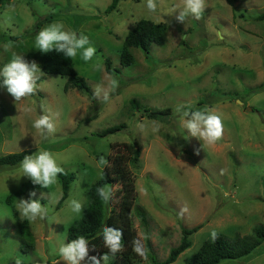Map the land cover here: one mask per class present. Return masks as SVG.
<instances>
[{
  "label": "rangeland",
  "instance_id": "374dc122",
  "mask_svg": "<svg viewBox=\"0 0 264 264\" xmlns=\"http://www.w3.org/2000/svg\"><path fill=\"white\" fill-rule=\"evenodd\" d=\"M112 2L0 0V67L13 53L35 60L28 55L38 52L36 35L46 26L62 22L66 29L87 35L96 49L89 62L79 55L73 59L77 73L86 78L92 91L98 84L106 87L112 78L119 82L108 102L73 88L67 76L43 70L37 94L17 105L6 89L0 88V156L25 149H35L34 153L47 150L75 175L60 208V177L48 189L37 185L28 190L12 207L7 199L31 180L21 177V164L0 167V264H16L18 259L21 264L61 261L57 249L61 243H70L69 228L82 218L89 206L90 187L107 165L100 163L101 157L106 160L134 139L143 147L134 173L137 206L145 211L146 222L136 211L133 220L137 235L147 237L148 256L147 260L139 256L137 264H154L151 255L159 262L166 260L180 244L183 228L197 230L191 235V247L172 264H187L186 259L211 238L213 230L234 237L264 227V0L235 5L227 0H207L203 18L188 17L185 23L177 22L171 13L181 0H163L157 13L147 10L146 0H120L118 7L108 12ZM142 19L165 22L166 41L153 44L149 52L130 48L135 62L123 66L124 40ZM41 20L45 22L37 29ZM107 58L112 61L113 73L106 69ZM96 64L102 65V70L97 71ZM180 105L192 111L215 108L223 120V139L208 146L191 137L180 126L176 112ZM42 106L59 114L57 131L47 140L32 127L33 120L43 114ZM168 107L171 113L158 118L150 117L146 110ZM26 108L32 111L26 112ZM137 122L145 123L144 131L137 129ZM153 122L160 126L157 133L151 130ZM121 124L125 127L119 132L98 135ZM109 188L113 199L106 209L111 212L116 187ZM32 191L37 193L35 199L48 206L49 218L29 222L35 248L25 252L17 204ZM70 199L83 204L80 213L72 211ZM184 207L187 212L181 216ZM115 261L120 264L118 256L110 264ZM222 264H264V244L250 256Z\"/></svg>",
  "mask_w": 264,
  "mask_h": 264
},
{
  "label": "trees",
  "instance_id": "16d2710c",
  "mask_svg": "<svg viewBox=\"0 0 264 264\" xmlns=\"http://www.w3.org/2000/svg\"><path fill=\"white\" fill-rule=\"evenodd\" d=\"M246 0H227L231 5H235ZM120 0H113L107 11L115 10ZM51 19L53 16L50 17ZM48 22L49 20L46 19ZM52 21V20H51ZM44 20L37 23L36 28L39 29ZM168 25L165 22H155L148 19L140 20L136 26L129 31L125 40L121 54V62L123 66H130L135 62V56L130 48H142L149 52L153 44H163L166 41V31ZM30 59L39 61L42 70L46 74H57L69 77V83L73 88L83 90L90 98L94 99L93 91L85 77L79 75L75 69L73 59L63 56L55 50L47 54L33 52L28 55ZM106 69L109 73H113L112 61L106 59ZM132 104L138 107L136 99H132ZM152 118H158L161 115L170 114L171 109L153 108L146 109ZM125 127L124 124L111 126L104 131L98 133L100 137L121 131ZM142 143L138 139H134L130 143L120 146L113 155L109 156L107 165L102 171L100 179L95 182L89 191V206L83 214L82 218L69 228L68 240L85 236L90 241V246L96 248L90 255L104 254L108 250L103 246L101 232L103 227L108 225L122 230L125 251L118 253L116 256L120 258V264H137L139 256L132 250V240L137 237L134 227V211L137 212L143 222H146L145 211L137 206V189L134 169L139 166L142 156ZM35 149H25L20 152L9 153L0 156V167L10 166L16 167L21 164L25 155H31ZM62 182L63 195L58 202L60 208L69 196L72 182L75 175L66 171V175L59 176ZM264 185V178H263ZM37 185L32 182L26 183L21 190L14 192L7 199L10 206L16 198L27 193ZM101 186L116 187V204L111 212L106 209V202L102 201L97 193V188ZM115 202V201H114ZM14 209V208H13ZM17 214L16 211H14ZM21 249L25 252L34 250L35 238L30 228L29 221L24 219L19 224ZM197 228H183V237L180 244L174 247L166 260L159 262L155 255H151L154 264H172L177 261L179 256L189 249L192 245L191 235L195 233ZM264 244V227L256 226L251 234L229 237L222 233H218V239L212 238L206 240L198 251L186 259L187 264H222L230 260H238L246 256L252 255ZM13 264V262H12ZM30 264H54L53 261L33 262ZM84 264V262H83ZM113 264H118L116 261Z\"/></svg>",
  "mask_w": 264,
  "mask_h": 264
},
{
  "label": "clouds",
  "instance_id": "9594fccd",
  "mask_svg": "<svg viewBox=\"0 0 264 264\" xmlns=\"http://www.w3.org/2000/svg\"><path fill=\"white\" fill-rule=\"evenodd\" d=\"M162 5L163 0H159V3L158 0H146V7L150 13H157ZM207 7V0H181V5L174 6L171 13L174 14L177 22L185 23L188 17H193L196 20L202 19ZM35 49L44 54L55 50L69 59H75L79 55L85 62L91 61L96 54V49L91 46L87 35L83 32L78 33L75 30L66 29L62 22H54L43 28L35 37ZM94 67L97 71L102 70L100 64H96ZM43 74L41 66L35 60L28 61L24 55L13 53L9 62L0 67V88L6 89L17 105L37 94L38 81ZM118 87V80L112 78L106 87L98 84L93 89V96L97 99L102 98L103 102H108L110 92L115 91ZM25 111L30 113L32 109L26 108ZM42 112L43 114L33 120L32 127L42 139L47 140L57 131L55 119L59 114L51 113L43 106ZM176 112L179 114L180 126L187 130L191 137L202 141L203 145L211 146L223 139V120L215 108L204 106L192 111L186 106L180 105ZM136 127L142 132L145 129V123L137 122ZM151 130L157 133L160 131V126L153 122ZM197 154L199 153L197 152ZM100 163L106 165L107 161L101 157ZM20 168L21 177H28L33 185L47 189L57 182L60 175H66L65 168L58 163L53 153L47 150H38L34 154L25 155ZM221 174H223V169ZM97 193L106 203L113 199V190L108 186L97 188ZM36 195L37 193L32 191L28 199L19 200L17 210L22 220L27 219L31 223L48 220L49 208L41 203L40 199H35ZM68 203L75 213H80L83 210V204L76 199H70ZM185 212H187V208H181V216ZM101 236L103 246L108 250L103 255L99 253L90 255V252L95 251L96 248L90 246V241L82 235L71 240L70 243H61L57 254L63 264H82V262L84 264H110V260H113L118 253L125 251L123 232L118 228L106 225L103 227ZM211 238L218 239V233L215 230L211 232ZM146 239V236L138 235L132 240L133 252L144 260L148 258L144 244ZM61 261H58L57 264H61ZM16 264H21V261L18 259Z\"/></svg>",
  "mask_w": 264,
  "mask_h": 264
},
{
  "label": "water",
  "instance_id": "95a60500",
  "mask_svg": "<svg viewBox=\"0 0 264 264\" xmlns=\"http://www.w3.org/2000/svg\"><path fill=\"white\" fill-rule=\"evenodd\" d=\"M46 227H47L46 235H48V225L47 224H46Z\"/></svg>",
  "mask_w": 264,
  "mask_h": 264
}]
</instances>
